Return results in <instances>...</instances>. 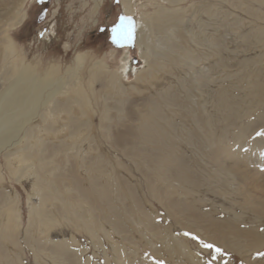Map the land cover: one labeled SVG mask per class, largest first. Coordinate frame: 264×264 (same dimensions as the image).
<instances>
[{"label": "rangeland", "instance_id": "374dc122", "mask_svg": "<svg viewBox=\"0 0 264 264\" xmlns=\"http://www.w3.org/2000/svg\"><path fill=\"white\" fill-rule=\"evenodd\" d=\"M157 2L175 16V49L159 51L167 33L153 31L145 62L133 20ZM133 5L132 16L121 0H0V59L10 37L37 74L65 79L86 56L82 93L70 84L36 104L19 133L44 137L32 162L45 159L58 220L46 232L32 225L26 239L36 196L0 153V210L7 193L21 213L0 264H264V0ZM46 237L71 249L57 256Z\"/></svg>", "mask_w": 264, "mask_h": 264}, {"label": "bare ground", "instance_id": "6f19581e", "mask_svg": "<svg viewBox=\"0 0 264 264\" xmlns=\"http://www.w3.org/2000/svg\"><path fill=\"white\" fill-rule=\"evenodd\" d=\"M163 1L175 3L179 0ZM121 3L126 15L133 16L136 13L133 0H121ZM157 3L158 6L153 14L144 19L140 17L141 25H139L138 19L133 20L134 37L140 49V56L145 62H149L147 55H149L150 52L148 48L151 33L153 31L158 33L164 29L167 33L165 35L163 34L165 37L158 38L157 49H159V51L165 52V50L169 51V49H175L169 37L171 32L174 31L173 25L169 26V23L174 20L175 16L171 10L166 9L159 2ZM26 17L27 12L24 9L21 17L17 22L12 24V27L21 25ZM177 20L178 18L176 21ZM0 61L3 63L0 74L2 73L1 78L5 81L4 88L0 91V153H4V157L11 168L10 173L17 174L18 181H28L30 183L32 195L36 196L29 226L26 229V239H29L31 237L29 234L30 226L37 225V229H39L40 232H46V230L55 225L58 220L53 216L50 208L47 207L46 201L49 200L48 197L50 195L44 185L45 178L43 175L48 172L45 168V159L41 156L37 164L32 162V159L35 157L34 152H38L39 150H34V147L37 146L38 148V145L44 137L39 134L34 135L36 134L35 132L33 134V130L37 128V125H28L26 129L24 128L23 136H20L19 133L25 124L29 123L33 118V110L37 109L36 104L49 106L55 95L66 85L69 87L70 84L74 86L79 93H82V82L79 72L86 63V56L84 53H78L75 56L74 66L68 72L65 79L61 77L57 78L53 75L55 73L54 71H56L54 67L42 74H37L35 68L30 63H23L19 60V57L14 52L12 38L7 37ZM101 65H103V63L100 60L92 64L89 71L90 76L94 75L96 71L102 72ZM127 67L128 62L123 66L121 76L125 77L128 74ZM134 70H138V68L135 67ZM48 114L50 116L52 115L51 108H47L46 114H42V117L46 119V115ZM41 131L42 129L40 127V132ZM33 137L35 138L34 141L32 140ZM6 194L3 200L6 207L0 210L3 215L0 221V236H4V233L8 229L12 230L13 227H20L17 221L20 220L21 213L17 210L16 206L13 207V204H11L14 203L12 197ZM17 211L18 213L16 214L15 212ZM86 224L89 231L95 235L96 232L93 231L89 222ZM45 241L53 246V252H55L57 256L61 254V251L71 249L69 245L70 241H68L67 238L54 239L46 237Z\"/></svg>", "mask_w": 264, "mask_h": 264}]
</instances>
